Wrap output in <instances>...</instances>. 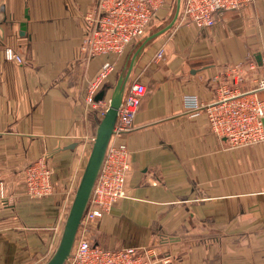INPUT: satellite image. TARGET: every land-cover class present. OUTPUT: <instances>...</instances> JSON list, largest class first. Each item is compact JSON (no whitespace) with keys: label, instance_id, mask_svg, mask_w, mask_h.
I'll return each mask as SVG.
<instances>
[{"label":"crops","instance_id":"crops-1","mask_svg":"<svg viewBox=\"0 0 264 264\" xmlns=\"http://www.w3.org/2000/svg\"><path fill=\"white\" fill-rule=\"evenodd\" d=\"M97 1L0 0V264H40L57 247L91 150L82 137L95 135L102 118L98 110L84 118L85 87L108 60L115 66L99 90L103 99L128 73L123 97L134 79L147 90L124 136L127 196L93 224V242L151 249L153 264H264V142L231 148L210 133L202 109L191 116L185 104L189 95L211 100V77L225 65L252 53L260 59L264 0L228 10L206 29L176 23L140 50L131 69L142 41L119 57L85 60L83 17ZM42 157L54 194L30 197L24 169Z\"/></svg>","mask_w":264,"mask_h":264},{"label":"built area","instance_id":"built-area-1","mask_svg":"<svg viewBox=\"0 0 264 264\" xmlns=\"http://www.w3.org/2000/svg\"><path fill=\"white\" fill-rule=\"evenodd\" d=\"M254 0H183L179 25H194L206 29L221 21L228 10L242 11ZM173 0H98L83 20L87 32L80 49L85 60L102 54L123 55L127 48L142 37L152 25L171 8ZM9 59L21 61L19 55L6 49ZM155 58H165L161 46ZM115 62L108 60L87 80L84 99V118L98 110L103 117L110 100H96L104 81L114 69ZM214 97L199 102L195 95L185 99L195 109L191 116L201 113L208 118L210 133L228 141L229 147L239 148L264 142V52L260 59L252 53L245 59L225 65L210 80ZM146 85L139 79L130 82L117 110L111 138L95 180L91 196L76 232L75 242L65 264H153L151 249L127 246L108 249L92 240V226L99 217L110 212L120 199L127 196L124 182L130 169V149L124 136L135 127L139 103L146 93ZM84 143H93L95 135L87 133ZM52 167L42 157L24 169L23 182L26 195L43 197L54 194ZM5 176L0 166V197H4ZM55 249V248H54Z\"/></svg>","mask_w":264,"mask_h":264},{"label":"water","instance_id":"water-1","mask_svg":"<svg viewBox=\"0 0 264 264\" xmlns=\"http://www.w3.org/2000/svg\"><path fill=\"white\" fill-rule=\"evenodd\" d=\"M182 7V0H176V9L171 21L164 27L157 31L147 35L137 48L131 61L132 68L135 59L140 50L153 38L169 30L176 22ZM129 73L126 77H121L119 83L115 89V92L110 100V105L104 116L101 118L96 132L95 138L91 145L90 154L75 192L74 199L69 208L65 223L63 225L61 237L59 243L54 250L52 256L44 264H65L66 260L71 254L76 232L79 227L82 216L88 205L91 192L101 168L111 134L117 118V110L123 100V92L127 83ZM105 96V89L99 91L96 95V100L101 101Z\"/></svg>","mask_w":264,"mask_h":264},{"label":"rangeland","instance_id":"rangeland-1","mask_svg":"<svg viewBox=\"0 0 264 264\" xmlns=\"http://www.w3.org/2000/svg\"><path fill=\"white\" fill-rule=\"evenodd\" d=\"M182 3H183V0H182ZM175 9H176V0H173V4H172V7L169 9V13H167L165 16H163L162 18H160V19H158V20H156V21H154L153 23H152V25L149 27V29H148V31L142 36V37H140V38H138L134 43H133V45L132 46H138L139 44H140V42L147 36V35H149V34H151V33H153V32H155V31H157L158 29H160V28H162V27H164L166 24H168L170 21H171V19L173 18V15H174V13H175ZM179 20V16H178V18H177V20H176V22ZM176 22H175V24H176ZM174 24V25H175ZM173 25V26H174ZM172 26V27H173ZM132 46L130 47V48H132ZM129 48V49H130ZM128 49V50H129ZM56 249V248H55ZM54 249V250H55ZM54 250L52 251V254L54 253ZM52 254L51 255H47V257L45 258L46 260L43 262V263H40V264H44L51 256H52Z\"/></svg>","mask_w":264,"mask_h":264},{"label":"trees","instance_id":"trees-1","mask_svg":"<svg viewBox=\"0 0 264 264\" xmlns=\"http://www.w3.org/2000/svg\"><path fill=\"white\" fill-rule=\"evenodd\" d=\"M173 4V3H172ZM171 7H172V5H171Z\"/></svg>","mask_w":264,"mask_h":264}]
</instances>
